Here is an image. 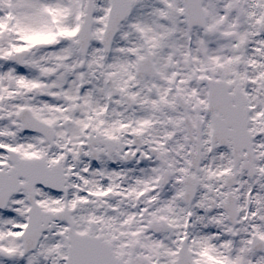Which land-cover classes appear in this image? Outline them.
<instances>
[{"label": "snow or ice", "instance_id": "6c2138e0", "mask_svg": "<svg viewBox=\"0 0 264 264\" xmlns=\"http://www.w3.org/2000/svg\"><path fill=\"white\" fill-rule=\"evenodd\" d=\"M0 264H264V0H0Z\"/></svg>", "mask_w": 264, "mask_h": 264}]
</instances>
